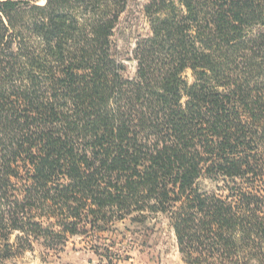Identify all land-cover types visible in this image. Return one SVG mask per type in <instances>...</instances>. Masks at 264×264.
<instances>
[{
    "label": "trees",
    "instance_id": "obj_1",
    "mask_svg": "<svg viewBox=\"0 0 264 264\" xmlns=\"http://www.w3.org/2000/svg\"><path fill=\"white\" fill-rule=\"evenodd\" d=\"M129 1L0 0V264L159 213L186 264H264V0H149L134 77Z\"/></svg>",
    "mask_w": 264,
    "mask_h": 264
},
{
    "label": "rangeland",
    "instance_id": "obj_2",
    "mask_svg": "<svg viewBox=\"0 0 264 264\" xmlns=\"http://www.w3.org/2000/svg\"><path fill=\"white\" fill-rule=\"evenodd\" d=\"M149 0H130L116 27L113 44L118 58L125 65V76L134 77L136 62L133 50L136 42L149 33L144 6ZM44 4L45 0H40ZM193 80L191 71L186 73ZM201 185L215 188L209 179ZM96 237L75 236L69 239L65 249L59 253L36 247L7 264H186L178 250L169 219L164 214H151L146 220L127 219L116 225L112 232ZM93 246L98 247L96 253Z\"/></svg>",
    "mask_w": 264,
    "mask_h": 264
}]
</instances>
